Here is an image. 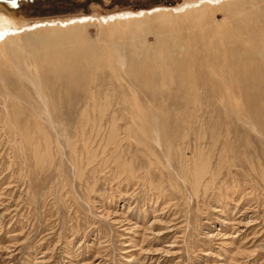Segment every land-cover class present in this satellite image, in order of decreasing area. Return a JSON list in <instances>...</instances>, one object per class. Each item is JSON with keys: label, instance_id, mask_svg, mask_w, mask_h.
Listing matches in <instances>:
<instances>
[{"label": "rangeland", "instance_id": "rangeland-1", "mask_svg": "<svg viewBox=\"0 0 264 264\" xmlns=\"http://www.w3.org/2000/svg\"><path fill=\"white\" fill-rule=\"evenodd\" d=\"M183 1L49 0L20 10L24 20L91 19L79 31L104 54L80 76L51 79L49 117L14 99L17 123L7 120L0 99V264H264V44L249 49L259 60L249 83L241 42L233 56L199 46L186 79L179 69L132 77L104 64L129 25L99 18ZM238 3L264 24V0ZM216 10L203 29L236 32L234 15Z\"/></svg>", "mask_w": 264, "mask_h": 264}, {"label": "bare ground", "instance_id": "bare-ground-1", "mask_svg": "<svg viewBox=\"0 0 264 264\" xmlns=\"http://www.w3.org/2000/svg\"><path fill=\"white\" fill-rule=\"evenodd\" d=\"M2 1L10 2L11 0ZM133 1L137 2L139 0ZM240 1L243 0H185L180 4L181 6L172 9L161 8L149 12L141 11L138 14L123 13L118 16L99 18V21L102 22L111 19L116 20L118 23L119 20L124 22L128 20L129 25L125 34L118 31L120 39L123 37L122 43L116 44L114 55L109 54V51L107 52L108 59L104 64L106 63L109 67V64L113 63L112 65H114L115 63L119 68H122L124 74L132 77H136L142 69L146 70L155 67L162 69V71L179 69L181 70L180 74L186 79L187 75L192 78L191 73L193 72L196 75L195 71L191 70V60L197 57L196 55L200 51L199 46L201 48L204 45L207 48L209 45L211 48L214 47L213 50H229L230 56H233L237 52L236 44L241 42L243 45L241 50L246 52L248 58L243 56L244 65L238 70L241 80L249 83L253 80L252 78L256 77V70L253 69L251 63L253 61L259 63V60L250 54L249 49L252 48L251 45L264 44V24L258 23V18L255 15L245 18V11L243 13L242 7H240L242 4L238 3ZM114 2H118V0H113ZM148 6L144 7V9H151V6ZM218 8L227 12L228 15H234L236 18L234 21H237L236 32L233 29H227L224 32L214 33L216 29L211 31L203 29L207 15L209 13L212 14L211 12ZM0 10L2 11H0V99L5 105L7 120L17 123V117H19L17 113L19 112L15 110L20 108V104L16 103L14 99L32 103L31 111L40 112L43 113L42 115L39 114L40 116L49 117L54 113L53 97L48 95L55 89L51 81L53 82L56 75L61 74V70H64L69 78H72V76H80L82 73L80 71L81 67H83V70L89 71L93 65L96 67L101 66L104 54L100 50L102 48L88 44L84 37L82 39V34L78 27L82 22L91 19L79 18L68 21L45 22L47 20L62 19L63 17L53 19L39 17L24 20L25 16L22 12L12 13L1 6ZM3 12L27 22L20 25L16 24ZM66 15H71L66 18L76 16L73 13ZM152 17H156L158 20L157 29L150 21ZM197 30L199 31L197 32ZM146 32H153L152 34L155 38L152 39H155V47H152L151 43L146 40ZM236 37L240 38V41ZM198 39L202 43L201 45H198ZM222 39L226 40L222 42ZM249 46L250 48H248ZM237 47L239 48L240 46ZM261 49L262 46L260 53ZM179 56L183 57V61L180 60ZM83 59L88 66L80 65L82 63L80 61H83ZM111 71L117 76L116 68ZM259 74L261 76V72H258ZM52 78L54 79L51 80ZM67 80L69 83L73 81V79ZM16 86L21 88L24 86V93H14L13 89H16ZM63 86L68 87L63 91L65 93L72 89L73 83L63 84ZM28 98L30 99L26 100ZM33 124L38 130L40 126L39 119H36ZM150 129L156 132V129L152 127Z\"/></svg>", "mask_w": 264, "mask_h": 264}, {"label": "water", "instance_id": "water-1", "mask_svg": "<svg viewBox=\"0 0 264 264\" xmlns=\"http://www.w3.org/2000/svg\"><path fill=\"white\" fill-rule=\"evenodd\" d=\"M20 1L19 0L15 1V4H13L12 0L10 2H3L2 0H0V6L6 8L9 12L18 13L20 10L26 9V7L28 6L39 5L42 4L43 2L46 1L48 2L49 0H20ZM50 1L72 5L73 3H76L75 1L77 0H50Z\"/></svg>", "mask_w": 264, "mask_h": 264}, {"label": "snow or ice", "instance_id": "snow-or-ice-1", "mask_svg": "<svg viewBox=\"0 0 264 264\" xmlns=\"http://www.w3.org/2000/svg\"><path fill=\"white\" fill-rule=\"evenodd\" d=\"M13 4H15V0H12Z\"/></svg>", "mask_w": 264, "mask_h": 264}]
</instances>
